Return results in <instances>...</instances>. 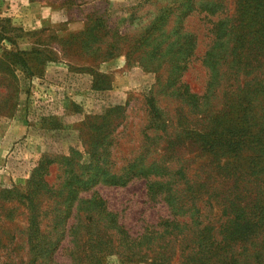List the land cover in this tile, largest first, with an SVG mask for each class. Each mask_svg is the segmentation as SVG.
<instances>
[{"label": "rangeland", "instance_id": "1", "mask_svg": "<svg viewBox=\"0 0 264 264\" xmlns=\"http://www.w3.org/2000/svg\"><path fill=\"white\" fill-rule=\"evenodd\" d=\"M103 1L0 0V264H151L123 249L171 218L165 201L216 235L227 207L264 200V0ZM104 7L120 52L98 61L72 42ZM151 23L162 63L189 56L188 92L141 66Z\"/></svg>", "mask_w": 264, "mask_h": 264}, {"label": "trees", "instance_id": "2", "mask_svg": "<svg viewBox=\"0 0 264 264\" xmlns=\"http://www.w3.org/2000/svg\"><path fill=\"white\" fill-rule=\"evenodd\" d=\"M42 1V0H38ZM51 2V0H49ZM63 5L76 9L83 8L87 5L98 7L99 5L106 4L103 0H60ZM194 6L198 4L195 0L191 1ZM55 3V1H52ZM205 10V9H204ZM110 15L106 7L104 9H98L91 13V15L85 18L87 23L86 28L75 37L72 42V46L78 50V53H84L82 56L92 54L91 57L98 61H107L117 52H120L118 47V40L116 37L117 32L115 31L112 35L111 31L107 26ZM154 23H151L146 31L150 34L148 39H143L138 42L143 46H147L150 51H147L148 56L141 57V66L146 71L156 72L164 65L167 66L166 83L170 84L171 87L182 90V93L188 92L189 87L182 82V72L186 71L189 67V56L184 59H178L172 57L168 59V62L162 63L161 59L157 57V52L160 51V35L157 34L158 28H155ZM102 37V38H101ZM154 37L153 39H151ZM72 38V37H71ZM107 46L109 52L102 55L101 49L98 46ZM212 48H215L214 45ZM95 50V51H93ZM191 52L189 53V55ZM13 66H21L26 68L27 53L22 51H15L14 53H5ZM145 58V59H144ZM213 58V57H212ZM211 56H208L205 60L202 59V66L205 69H210ZM1 61V59H0ZM127 65H130L131 59L127 57ZM11 71V69H8ZM163 76V75H161ZM157 84H163L160 79L157 80ZM96 90H99L100 88ZM182 96V94H180ZM196 98V95H192ZM152 102V100H150ZM236 145V144H233ZM264 154V152H263ZM258 164H264V155L257 156ZM257 164V165H258ZM264 170H260L256 174H260ZM262 174V173H261ZM143 171L133 174L135 177H144ZM130 177V179L133 178ZM129 180V179H128ZM113 184H117L114 182ZM125 184V182L123 183ZM187 204V202H185ZM165 205L173 211L171 218L162 219L157 223H154L147 227L146 234L138 237L137 240H133L136 244L134 248L126 247L124 252L128 257L142 258V260L150 261L151 264H174L171 263L173 258H176L175 264H262L264 259V200L257 201L250 207L237 206L234 214L232 215V208L227 207V211L231 216L225 219L219 224V230L216 231V235L213 232V224L208 218L200 217V208L196 207V204L190 202L187 205H181L180 200H169L165 201ZM190 210V207L196 209V215L194 218H182V221H177V218L181 215H176L175 211H181L184 208ZM31 219V227L36 226L35 216L31 213L29 217ZM191 230L187 235L184 234L182 228ZM220 238V239H218ZM178 244L180 249L178 256L166 257L168 251L175 250L174 245ZM34 249V246L31 250ZM162 250L160 253L159 251ZM63 249V253H64ZM34 257H38L40 252L31 251ZM64 255V254H63ZM68 257V254H67Z\"/></svg>", "mask_w": 264, "mask_h": 264}]
</instances>
